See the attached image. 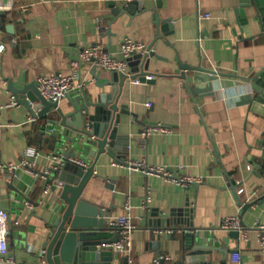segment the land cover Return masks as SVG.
I'll use <instances>...</instances> for the list:
<instances>
[{
  "label": "crops",
  "instance_id": "crops-1",
  "mask_svg": "<svg viewBox=\"0 0 264 264\" xmlns=\"http://www.w3.org/2000/svg\"><path fill=\"white\" fill-rule=\"evenodd\" d=\"M134 1L139 2L135 14L116 16L107 0H3L0 158L19 165L27 149L35 148L37 170L44 172L57 164L55 156L69 150L61 144L64 128L51 122L60 120L56 110L34 117L24 106L6 107L15 100L10 80L21 87L41 75H69L71 60L95 44L119 53L126 38L145 43L155 53L149 69L155 78L125 81L119 104L131 113L122 115L124 153L97 156L95 147L81 146L72 157L87 166L99 157L97 202L110 223L126 217L127 200L133 207L132 251H115L112 264H174L187 228L207 237L213 264H236V251L244 264H264L257 229L264 225V103L253 109L258 87L247 80L264 72V16L255 0H116L117 6ZM199 12L211 16L202 21V36ZM210 67L223 71L216 74ZM137 68L142 72V64ZM132 70L129 65L134 75ZM79 74L87 84L59 102L64 112L71 111L70 100L84 103L85 93L92 102L106 97L103 106L109 107L114 85L105 84L114 72L84 62ZM146 123L166 124L173 132L143 142ZM131 161L164 166L177 177H202L203 183L182 188L164 176L131 170ZM0 174V209L10 215L9 262L4 264H46L41 256L52 188L44 193L46 179L24 169ZM233 216L241 217L246 235L230 236L232 231L222 228ZM160 256L166 258L156 263Z\"/></svg>",
  "mask_w": 264,
  "mask_h": 264
},
{
  "label": "water",
  "instance_id": "water-1",
  "mask_svg": "<svg viewBox=\"0 0 264 264\" xmlns=\"http://www.w3.org/2000/svg\"><path fill=\"white\" fill-rule=\"evenodd\" d=\"M138 4V1H134L117 6L116 0L106 2V6L111 8L116 16L135 14L134 9ZM255 4L259 7V16H264V0H255ZM3 14L0 11V24ZM156 20L158 25L161 24L160 17L156 16ZM154 55L150 46L147 53H136L129 58V65L134 72L132 76L113 71V80L105 84L114 85L112 94L108 96L110 103L107 108L103 106L106 97L98 96V101L92 102L85 93L84 103L70 100L71 111L64 112L59 102H52L41 94L37 82H23L21 87H16L10 80L9 88L16 101L32 116L48 115L53 110L58 112L60 120L51 122L64 128L61 144L69 145L68 152L64 154L65 165L53 169L46 178V184L52 185L55 195L48 207V218L45 219L48 229L44 243L46 253L41 257L45 259L46 264H112L114 251L104 247L118 242L121 234L119 227L109 222L108 213L97 202L99 196L96 191V179L102 177L95 173L99 157L97 162L90 166L73 163L70 159L77 154L81 146L95 147L97 151L92 153H97V156L107 154L114 158L117 153H124V142L127 138L120 134L122 115L131 113L127 105L119 104L125 81L128 78H138L140 82L153 81L154 79H147V76L155 75L149 73L150 58ZM138 63L142 64V72L138 71ZM247 80L258 87L251 104L253 109L263 107L264 72ZM254 204L255 202L247 204L245 209ZM239 234V231H232L230 236L238 238ZM183 235L180 259L174 264H213V247L207 243V237L193 232L192 228H187ZM36 264H41V261Z\"/></svg>",
  "mask_w": 264,
  "mask_h": 264
},
{
  "label": "built area",
  "instance_id": "built-area-1",
  "mask_svg": "<svg viewBox=\"0 0 264 264\" xmlns=\"http://www.w3.org/2000/svg\"><path fill=\"white\" fill-rule=\"evenodd\" d=\"M5 7L3 0H0V10ZM211 16L209 13L199 12V29L200 34L202 36L203 25L202 21L209 19ZM200 36V37H201ZM201 39V38H199ZM3 48L0 46V53ZM148 46L145 43L140 41L133 40L131 38H126L122 43L119 53H111L106 50L103 44H95L91 47L85 48L81 51L78 57L71 60L69 66L71 69V73L69 75H65L63 73H54L51 75H41L37 79L38 88L41 94L48 100L52 102H60L63 98L70 95L71 93L83 90L87 84L86 81H81L79 70L82 66V63L89 62L94 64L96 67L116 71L123 72L129 76H132L129 69V58L134 56L136 53H147ZM201 59L205 60L206 56L202 53ZM210 70L214 73H222L221 69L210 67ZM154 75L147 76V79H154ZM140 82L137 78L135 79ZM151 106V104H148ZM20 106L19 103L15 100L11 101L6 107H15ZM199 109V108H198ZM5 125L0 122V142L3 137ZM54 131V130H52ZM173 132V127L162 124H148L146 123L142 132V141L146 142L151 136L156 134L167 135ZM40 152L35 148H28L25 152L24 159L21 164H6L0 158V170L8 171L9 173H14L17 169H24L26 172L31 174L36 178H44L51 173L53 169H58L65 165V158L62 155L55 156L54 160L57 162L52 168L46 169L44 172H40L37 170V161L36 158L39 156ZM73 163L80 164L82 166H87V162L83 159L71 158ZM128 167L133 171L143 170L147 174H156L161 175L166 178L167 181H173L177 183L182 188H187L191 185H199L203 183L202 177H177L169 168L164 166H148L145 162H134L131 161L128 164ZM249 169L252 167L249 166ZM2 175L0 174V179ZM52 185L47 183L45 186L44 193H48L51 190ZM29 204V203H27ZM148 206V205H147ZM146 206V207H147ZM125 209L127 210L126 217L118 220L117 222H112L111 224L116 225L120 229L121 238L116 243H111L105 245L104 248L113 249V251L122 252V253H130L133 248V231L135 229V224L133 222V207L129 200L125 203ZM222 228L229 231H239L241 233L247 234V229L244 227L241 217L233 216L226 218L222 223ZM257 229L260 234V243L262 252L264 255V225H258ZM10 233V215L9 212L0 209V264H4L9 262L6 255L9 252V242L8 236ZM166 258L165 256H160L155 262L159 263V260ZM11 261V260H10ZM233 261L236 264H244L242 261V256L240 251H236L233 253Z\"/></svg>",
  "mask_w": 264,
  "mask_h": 264
}]
</instances>
